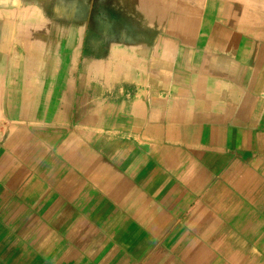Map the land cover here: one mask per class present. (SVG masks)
<instances>
[{
	"label": "crops",
	"instance_id": "crops-1",
	"mask_svg": "<svg viewBox=\"0 0 264 264\" xmlns=\"http://www.w3.org/2000/svg\"><path fill=\"white\" fill-rule=\"evenodd\" d=\"M258 28L0 2V264H264Z\"/></svg>",
	"mask_w": 264,
	"mask_h": 264
},
{
	"label": "rangeland",
	"instance_id": "rangeland-1",
	"mask_svg": "<svg viewBox=\"0 0 264 264\" xmlns=\"http://www.w3.org/2000/svg\"><path fill=\"white\" fill-rule=\"evenodd\" d=\"M38 1L12 0L14 7L26 3L30 10H35ZM0 2L4 3V0ZM188 3L190 20L204 15L206 21L227 22V25L237 27L238 35L243 34L244 27L249 24L255 29L264 25V0H188Z\"/></svg>",
	"mask_w": 264,
	"mask_h": 264
}]
</instances>
